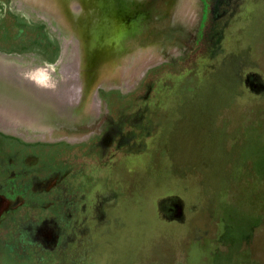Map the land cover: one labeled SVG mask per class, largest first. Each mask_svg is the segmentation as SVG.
Masks as SVG:
<instances>
[{
  "label": "rangeland",
  "instance_id": "rangeland-1",
  "mask_svg": "<svg viewBox=\"0 0 264 264\" xmlns=\"http://www.w3.org/2000/svg\"><path fill=\"white\" fill-rule=\"evenodd\" d=\"M228 12L220 35L177 71H162L154 97L174 100L169 157L151 170L130 159L147 180L135 185L141 198L108 264H134L139 248L149 255L157 246L168 264H264V91L245 83L247 75L264 82V0H233ZM171 195L185 205L184 224L155 216Z\"/></svg>",
  "mask_w": 264,
  "mask_h": 264
},
{
  "label": "flooded vegetation",
  "instance_id": "flooded-vegetation-1",
  "mask_svg": "<svg viewBox=\"0 0 264 264\" xmlns=\"http://www.w3.org/2000/svg\"><path fill=\"white\" fill-rule=\"evenodd\" d=\"M232 2L202 0L197 42L186 57L150 69L133 92L103 93L116 127L110 144L102 137L79 144L24 142L0 133V264H108L114 243L126 233L132 218L128 210L141 198L135 185L147 180L130 159H145V170H151L159 169L161 157L166 166L169 157L167 111H172L168 106H174V100L154 97L162 71H177L220 35L215 27L231 15ZM32 46L56 51L42 26L18 21L9 0H0V49ZM245 83L264 91V82L253 75H247ZM175 197L156 202L155 216L162 223H185V205ZM151 249L148 255L139 248L133 263L168 264V251Z\"/></svg>",
  "mask_w": 264,
  "mask_h": 264
},
{
  "label": "water",
  "instance_id": "water-1",
  "mask_svg": "<svg viewBox=\"0 0 264 264\" xmlns=\"http://www.w3.org/2000/svg\"><path fill=\"white\" fill-rule=\"evenodd\" d=\"M56 46L0 49V133L24 142L113 140L104 92H133L195 47L202 0H9Z\"/></svg>",
  "mask_w": 264,
  "mask_h": 264
}]
</instances>
